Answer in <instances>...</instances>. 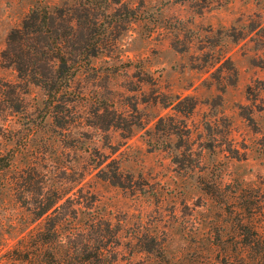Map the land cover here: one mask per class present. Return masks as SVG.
Wrapping results in <instances>:
<instances>
[{
	"label": "rangeland",
	"instance_id": "1",
	"mask_svg": "<svg viewBox=\"0 0 264 264\" xmlns=\"http://www.w3.org/2000/svg\"><path fill=\"white\" fill-rule=\"evenodd\" d=\"M91 1L103 53L54 108L1 54L32 9ZM108 1L138 19L104 31L102 0H0V264L51 263L37 214L55 190L120 230L116 264H226L228 211H264V0Z\"/></svg>",
	"mask_w": 264,
	"mask_h": 264
},
{
	"label": "trees",
	"instance_id": "2",
	"mask_svg": "<svg viewBox=\"0 0 264 264\" xmlns=\"http://www.w3.org/2000/svg\"><path fill=\"white\" fill-rule=\"evenodd\" d=\"M108 2L102 0L104 4ZM79 6L74 12L49 6L32 9L20 28L10 33L1 54L3 64L14 68L20 79L46 91L54 108L69 93L81 58H97L104 49L98 38L96 2ZM110 9L107 4L106 17L111 20L104 31L127 30V24L139 17L134 10L126 9L127 14L121 18L118 10L109 12ZM111 166L108 164V171L101 172V179L124 188L118 174L110 172ZM63 199L57 190L51 192L48 203L37 214L38 219L47 218L50 264H116L120 230L94 211L95 201L83 204L70 197L61 204ZM244 205L243 210L228 211L233 217L230 229L236 233L222 244L223 261L226 264H264V224L258 222L261 204ZM260 211L264 216V211ZM84 214L87 218L82 222L79 216Z\"/></svg>",
	"mask_w": 264,
	"mask_h": 264
}]
</instances>
